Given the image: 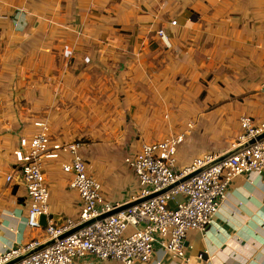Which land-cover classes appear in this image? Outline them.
<instances>
[{
	"label": "crops",
	"instance_id": "obj_1",
	"mask_svg": "<svg viewBox=\"0 0 264 264\" xmlns=\"http://www.w3.org/2000/svg\"><path fill=\"white\" fill-rule=\"evenodd\" d=\"M173 90L180 102L204 105L175 129L194 122L180 167L230 152L242 116L264 122V0H0L1 245L44 237L27 227L26 187L8 182L21 138L37 135V123L47 124L53 144L82 142L87 164L110 174L116 155L127 168L128 154L170 136L151 105H167ZM67 162L43 167L49 216L58 223L81 212ZM106 192L109 200L128 197ZM186 248L190 264H264V174L236 178L213 223L192 232ZM155 261L180 264L159 246ZM76 264L120 263L87 256Z\"/></svg>",
	"mask_w": 264,
	"mask_h": 264
},
{
	"label": "built area",
	"instance_id": "obj_2",
	"mask_svg": "<svg viewBox=\"0 0 264 264\" xmlns=\"http://www.w3.org/2000/svg\"><path fill=\"white\" fill-rule=\"evenodd\" d=\"M157 34L171 48L167 33L159 30ZM188 123L183 132L144 143L139 152L126 156L124 163L137 189L130 190L123 201L105 197L102 184L81 154L82 142L53 144L47 124L37 123V135L21 138L15 152L17 166L8 182L17 178L26 187L30 199L27 227L42 233L44 240L34 238L5 247L0 236V264H76L87 256L120 264H152L157 246L180 264H190L188 236L213 223L232 182L240 176L264 174V138L260 139L264 122L242 116L241 132L230 152L205 154L180 167L179 148L194 127L193 121ZM63 156L69 157L64 170L72 175L70 188L79 195L81 212L77 220L58 223L49 216L50 193L43 167L46 160ZM133 203L138 204L129 207ZM42 216L46 225L41 223Z\"/></svg>",
	"mask_w": 264,
	"mask_h": 264
},
{
	"label": "rangeland",
	"instance_id": "obj_3",
	"mask_svg": "<svg viewBox=\"0 0 264 264\" xmlns=\"http://www.w3.org/2000/svg\"><path fill=\"white\" fill-rule=\"evenodd\" d=\"M175 75H176V73L174 74V76ZM186 77H187L186 74H181V76H180V78H186ZM173 91H174L175 95L171 96V98L167 101V105H160L159 103L158 104L152 103V105H151V108L155 109L157 112L156 114L158 115V117L161 118V120H159V123L161 122L166 127L164 129V132H163V133H165L164 137L171 135L173 133L171 131H174V134H175L176 130L178 131L179 129L182 128L181 126L184 124L185 120H187L189 117H191V115L188 113L189 110L195 109L196 107H197V109L204 107V105H189L186 103V100H184L183 102H180L177 99V94L179 91L178 90H173ZM229 92H231V91L229 90ZM192 94L196 95L195 91H191V93L189 94V91L186 90V96H189V95L192 96ZM235 98H237V97H235ZM185 124H189V123L187 122ZM181 132H183V130H180L177 133H181ZM137 135L139 138V139L137 138L138 141L139 140L144 141L147 137L145 135H144V137H142L143 134L141 132H137ZM158 137L154 136V137H152V139L158 138ZM190 147H191V144L188 145L187 147H185L186 150H189L187 155L190 154ZM121 155H123V153L116 155L113 158L114 161L111 164V171H109L110 174H107L108 173L107 170H102L99 165L92 164L93 162H91V161H90L91 165L88 163L90 171L93 172V174L95 175L97 180L102 184L103 190L108 192V193L106 192L107 195L109 193L116 195L114 192L115 190L117 193L118 192L119 193L120 192L127 193V191L129 193L130 190H132V192H135L137 189V182H136V180H134V177H133V174L131 173V171L129 170L130 172H128V173L126 172L127 174L125 173V170H127V168L123 165V160H121V157H120ZM126 155L124 153L123 158H125ZM130 178H131V180H130ZM132 178H133V180H132Z\"/></svg>",
	"mask_w": 264,
	"mask_h": 264
},
{
	"label": "water",
	"instance_id": "obj_4",
	"mask_svg": "<svg viewBox=\"0 0 264 264\" xmlns=\"http://www.w3.org/2000/svg\"><path fill=\"white\" fill-rule=\"evenodd\" d=\"M262 138H264V135L260 137V139H262ZM231 154H232V153H229V154L223 156V157L221 158V160H223L224 158H226L227 156H229V155H231ZM191 177H192V176L187 177L186 179H184V181L188 180V179L191 178ZM135 204H138V203L130 204L129 207H131V206H133V205H135ZM171 206H173V203H171ZM41 223H42L43 225H46V217H45V216H42V217H41ZM82 227H84V226H81V227H79L78 229H81ZM78 229H77V230H78ZM77 230H74V231H77Z\"/></svg>",
	"mask_w": 264,
	"mask_h": 264
}]
</instances>
